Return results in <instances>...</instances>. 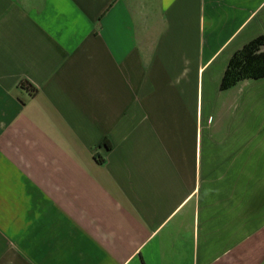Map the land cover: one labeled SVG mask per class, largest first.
I'll use <instances>...</instances> for the list:
<instances>
[{
	"label": "crops",
	"instance_id": "1",
	"mask_svg": "<svg viewBox=\"0 0 264 264\" xmlns=\"http://www.w3.org/2000/svg\"><path fill=\"white\" fill-rule=\"evenodd\" d=\"M261 35L264 0H0V264H264V78L220 89Z\"/></svg>",
	"mask_w": 264,
	"mask_h": 264
},
{
	"label": "trees",
	"instance_id": "2",
	"mask_svg": "<svg viewBox=\"0 0 264 264\" xmlns=\"http://www.w3.org/2000/svg\"><path fill=\"white\" fill-rule=\"evenodd\" d=\"M262 78H264V35L246 43L232 55L221 80L220 89L226 91L241 81ZM22 87L31 94L38 92L28 81H24ZM106 147L109 148V143H106ZM97 159L101 163L104 162L100 156Z\"/></svg>",
	"mask_w": 264,
	"mask_h": 264
}]
</instances>
